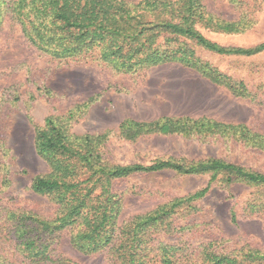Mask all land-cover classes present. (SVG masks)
<instances>
[{"label":"rangeland","instance_id":"rangeland-1","mask_svg":"<svg viewBox=\"0 0 264 264\" xmlns=\"http://www.w3.org/2000/svg\"><path fill=\"white\" fill-rule=\"evenodd\" d=\"M125 1L137 5L143 0ZM158 1L154 15L146 13L148 20H152L151 16L159 21L168 20L173 15L175 23L182 21L180 8L187 0ZM199 2L202 11L213 15L215 20L236 24L235 32L226 33L196 23V30L206 38L222 47L253 48L264 43V0ZM1 20L2 202L47 218L56 215L57 206L31 190L33 178L50 171L34 144L36 128L43 126L48 116L71 117L68 125L76 135L108 132L102 151L112 165H151L162 160L189 165L218 159L264 174V150L254 147L250 140L244 141L239 133L205 132L190 137L151 134L129 141L119 130L126 120L153 122L164 117L189 116L242 124L252 133L251 137L264 138V53L250 57L218 55L204 50L193 40L180 39L177 44H186L201 59L192 69L175 61L171 66L125 72L102 61L100 51L94 55L53 59L28 42L22 25L11 15L5 14ZM163 36L160 41L165 44ZM177 44L163 45L160 50L177 49ZM177 58L190 59V55L179 53ZM214 71L226 76L230 86L214 83L211 80ZM182 81L185 92L197 94L201 103H190L178 94ZM232 87L237 90L243 87V95L234 94ZM4 172H9L12 184L1 193ZM211 178L212 174L184 176L164 170L117 180L114 190L123 201L119 223L155 211L176 198L192 195L206 188ZM194 204L197 210L179 209L173 216L177 226L187 228L164 235L169 242L188 240L196 244L226 236L234 248L249 244L264 249L261 187L245 183L227 185L219 175L211 183L208 194ZM252 205L258 207L253 209ZM57 252L77 264L109 263L107 252L89 255L79 252L72 246L68 232L63 233Z\"/></svg>","mask_w":264,"mask_h":264},{"label":"trees","instance_id":"trees-1","mask_svg":"<svg viewBox=\"0 0 264 264\" xmlns=\"http://www.w3.org/2000/svg\"><path fill=\"white\" fill-rule=\"evenodd\" d=\"M159 4L158 0H143L137 5L125 0H0V15L4 13L0 22L5 14L11 15L22 25L28 42L53 59L100 51L102 61L125 72L175 61L192 69L201 59L186 44H177L180 39L193 40L218 55L250 57L264 53V43L253 48L222 47L203 36L196 30V23L226 33L235 32L236 24L215 20L213 15L202 11L199 0H187L182 5L180 23L173 21V15L170 20L159 21L153 16L148 20L146 13L154 15ZM162 35L165 44L160 41ZM172 43L178 48L160 50ZM179 53L190 55V59H178ZM211 77L218 85L230 86L226 76L217 71ZM232 89L234 94L243 95V87ZM70 118L48 116L35 133L36 152L50 171L35 176L31 190L56 205L57 213L47 218L0 200V264H77L57 252L65 232L69 233L72 246L83 254L107 252L108 264H264V249L249 244L234 248L226 236L196 244L188 240L169 242L163 237L187 228L177 226L173 216L179 209L197 210L194 203L208 194L217 176L222 175L227 185L245 183L264 191V174L218 159L189 165L171 160L151 165H112L102 151L109 133L76 135L70 131ZM119 130L129 141L151 134L190 137L205 132L222 135L232 132L264 150V138L251 137L244 125L223 124L205 117H164L153 122L126 120ZM164 170L184 176L212 174V178L206 188L120 224L123 201L114 190V182ZM11 184L9 172H4L1 193ZM260 208L264 210V205ZM232 221H236L234 214Z\"/></svg>","mask_w":264,"mask_h":264},{"label":"crops","instance_id":"crops-1","mask_svg":"<svg viewBox=\"0 0 264 264\" xmlns=\"http://www.w3.org/2000/svg\"><path fill=\"white\" fill-rule=\"evenodd\" d=\"M171 65H175V64H163V65H159V66H156L157 68L159 67H163V66H171ZM186 70L187 72H189L188 69H184ZM182 84H184V82L182 81L181 84L178 86V94L182 97V98H185V100H187L188 102H200L201 103V100L199 98V96L197 94H194L192 91L190 92H185L184 90V87Z\"/></svg>","mask_w":264,"mask_h":264}]
</instances>
